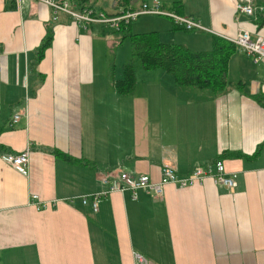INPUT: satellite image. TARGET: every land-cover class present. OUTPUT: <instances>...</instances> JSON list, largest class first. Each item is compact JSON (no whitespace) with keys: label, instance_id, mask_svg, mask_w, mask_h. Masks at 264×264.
<instances>
[{"label":"crops","instance_id":"crops-1","mask_svg":"<svg viewBox=\"0 0 264 264\" xmlns=\"http://www.w3.org/2000/svg\"><path fill=\"white\" fill-rule=\"evenodd\" d=\"M172 1L160 2L162 9L198 21L209 31H199L209 34H202L209 47L212 37L233 38L237 30L264 37V27L256 30L251 19H234L233 0H178L173 7ZM108 2L112 12L95 10L120 11ZM150 17L160 22L144 20L135 26L139 33L128 27L117 39L99 41L101 26H74L31 0H0V151L29 149L26 175L0 159V264H96L97 257L100 264H139L135 256L145 264H264V98L258 91L264 67L232 54L225 89L212 95L178 87L163 71H143L133 61L134 88L120 96L112 84L131 58L119 70L105 60L106 74L95 58L99 50L149 32L188 49L203 43L167 17ZM48 29L50 44L37 60ZM13 115L18 120L10 125ZM228 152L257 154L221 156ZM219 157L234 175L232 193L209 181L167 185L160 199L115 192L101 198L95 215L78 198L104 191L101 181L120 173L157 182L162 165L184 175ZM31 195L38 199L32 204Z\"/></svg>","mask_w":264,"mask_h":264},{"label":"built area","instance_id":"built-area-1","mask_svg":"<svg viewBox=\"0 0 264 264\" xmlns=\"http://www.w3.org/2000/svg\"><path fill=\"white\" fill-rule=\"evenodd\" d=\"M39 3L52 12V16L56 14L66 15L70 20L78 25H105L111 29H118L120 25L133 23L141 16H164L170 19L175 25L186 31L209 32L202 27L198 21L186 17L175 15L162 9L159 0H148L141 3L135 10L121 12L118 11L112 15H105L102 12L96 13L95 10H76L67 2L58 3L56 0H31ZM234 19L244 17L251 19L254 26L259 22V18L264 17V5L257 4L253 0H233ZM53 19V18H52ZM230 42L236 50L246 56L252 58L253 63H260L264 67V37L257 35L252 37V33L245 30H237L233 38L225 39ZM259 94L264 95V79L258 88ZM18 115L11 117L10 125L16 123ZM1 161L11 167L14 171L21 175L27 174L29 162V149L25 148L17 154H0ZM209 181L213 186L221 187L228 193H232L236 187L234 175L225 172L222 161H214L211 163L193 166L190 171L184 175L176 174L175 171L167 166L162 165L160 168L159 180L152 182L147 176H129L120 173L115 181L107 182L103 179L102 184H107V188L99 193L89 196L78 197L83 207H89L91 214L98 212V203L101 198L109 194L118 192L123 193L129 191L132 199L135 198L137 191L150 194L156 199H160L163 194V188L167 185L174 186L178 189L200 186L204 182ZM38 200L37 196L31 195L30 204ZM69 202V201H68ZM56 201L51 202L53 206ZM35 208L40 207L34 204ZM139 264H145V260L140 256H135Z\"/></svg>","mask_w":264,"mask_h":264},{"label":"trees","instance_id":"trees-1","mask_svg":"<svg viewBox=\"0 0 264 264\" xmlns=\"http://www.w3.org/2000/svg\"><path fill=\"white\" fill-rule=\"evenodd\" d=\"M145 1L148 0H114V3L116 9L126 12L135 10ZM56 2H67L76 10H93L92 4L89 3L90 0H57ZM178 4V0H173L170 6L173 7ZM130 24H122L118 29L112 30L117 34L123 33ZM259 27H264V17L259 18L256 30ZM120 40H127L131 51L130 63L122 68V78L112 84L114 91L120 96L132 92L134 88L133 61L139 63L143 71H163L172 77L174 84L178 87L205 90L212 95L220 94L224 91L227 84V62L232 54L238 52L234 45L221 37L211 38V47L208 51H192L181 45L160 43L154 32L130 34L122 36ZM50 41L51 31L48 29L36 50L37 60L42 57V52L49 46ZM261 97L264 98V95H261ZM0 150L3 149L0 148ZM0 153L2 154L4 151H0ZM52 153L55 157L60 156L69 163L74 162L72 158L59 151L53 150ZM256 154L245 156L236 152H228L221 154V156L247 160L252 159ZM217 159L216 161H221L220 157ZM112 255L113 253L110 252L108 256Z\"/></svg>","mask_w":264,"mask_h":264},{"label":"rangeland","instance_id":"rangeland-1","mask_svg":"<svg viewBox=\"0 0 264 264\" xmlns=\"http://www.w3.org/2000/svg\"><path fill=\"white\" fill-rule=\"evenodd\" d=\"M160 2H162L163 4H165L164 6L167 7L169 6L168 5V1L169 0H159ZM190 0H188L189 2ZM255 3L257 4H262L264 5V3H259V2H264V0H253ZM92 4V8L93 10L95 9H99V10H103L104 12L106 13H110L112 12L110 9H109V5H108V0H90V2ZM167 5V6H166ZM96 13H98L99 11L95 10ZM68 18V17H67ZM69 19V18H68ZM144 20H147V21H152V22H156V21H159L160 20H157L155 19L154 17H150V16H141L139 17V19L134 23V24H131L129 26V32L131 33H139V31L135 28V26L138 25V23L144 21ZM164 20L166 21H170L168 19H165ZM70 23H72L74 26H77L78 24H76L75 22H73L72 20H70ZM79 26H83V25H79ZM94 26H101L100 28H104L103 31H104V34H102L101 32H98V31H95L96 34L98 35V37H101L100 39L96 36V39H99L100 40H103L102 38H109L107 36H111V38L113 39H117L119 37L120 34H117V33H114L113 30L111 28H109L108 26L107 27H104L103 25H94ZM193 32H196V33H192V35H197L199 38H202L203 39V43L201 44H197V45H193L192 43L191 44V47L190 48H193V49H190V50H193V51H208L210 49V36H207V38L209 39H205L206 35H209V34H206V33H202V34H206V35H202V34H199V31H193ZM106 40V39H105ZM107 41V40H106ZM179 42V41H177ZM110 48V49H109ZM109 48H106L105 49V52L104 53V50L103 51H100L98 53H96V49H95V58L98 56V58L101 60L100 64H99V71L102 72L103 70L105 71V73L107 74L108 72V65L106 63L105 60H108L110 66L112 67V64L113 66H115L116 69H120L121 67V64H123L124 62H127L126 60L130 58V55H131V51H130V47H129V44L128 42H124L120 48H117L116 47H109ZM139 65V63H137ZM117 71V70H116ZM232 71H233V68H232ZM236 72V71H235ZM233 75V74H232ZM236 80V79H235ZM98 258V257H97ZM96 258V264H100L99 261L97 260Z\"/></svg>","mask_w":264,"mask_h":264}]
</instances>
